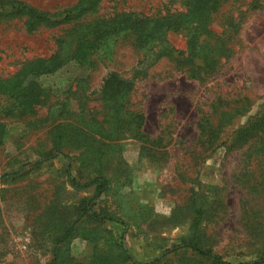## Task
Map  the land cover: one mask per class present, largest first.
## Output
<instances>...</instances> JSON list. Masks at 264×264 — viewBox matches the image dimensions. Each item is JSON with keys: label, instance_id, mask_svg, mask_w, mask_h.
Segmentation results:
<instances>
[{"label": "rangeland", "instance_id": "rangeland-1", "mask_svg": "<svg viewBox=\"0 0 264 264\" xmlns=\"http://www.w3.org/2000/svg\"><path fill=\"white\" fill-rule=\"evenodd\" d=\"M178 2L0 0V177L10 173L0 179V264H132L125 229L141 262L214 264L167 253L188 241L232 264L264 255V150L236 135L264 104V0L223 2L209 40L231 50H192L184 67L169 53L193 47L194 12L189 35L169 32L170 47L142 43L143 15ZM19 3L49 23L31 27L12 14ZM95 38L79 55V41ZM113 74L131 83L116 97L104 93ZM68 167L81 184L109 180L92 206L126 227L89 215L97 185H75Z\"/></svg>", "mask_w": 264, "mask_h": 264}, {"label": "trees", "instance_id": "trees-1", "mask_svg": "<svg viewBox=\"0 0 264 264\" xmlns=\"http://www.w3.org/2000/svg\"><path fill=\"white\" fill-rule=\"evenodd\" d=\"M94 1L96 0H92L93 3ZM227 1L229 0H180V2H178L180 8L175 9L173 12L167 13V15L163 17L143 15V20L145 21L144 26L146 30L144 33L145 38L142 40V43L158 42L165 48L170 47V42L168 40L169 32H179L182 29L186 31V34L189 35L187 20L185 23H183V19L186 15L194 12V16L197 20L196 22L198 23L199 28L198 34L195 36L194 41L192 42L193 47L191 49L188 48L187 51H178L177 55H175L177 51L172 47L170 49L171 53H169V57L174 60L179 66L184 67L186 65L184 64V62L187 60H189L190 63H194L195 57H193L192 59L189 58V56L192 54V50L195 52H197L198 49H202L203 51H220V49H223L221 51L224 52L230 51L231 47L229 46L224 48H220V46H212V40H209V37L212 36V30L208 28L211 24L210 21L213 20L215 14L220 11L223 2ZM256 4H258V0H252L251 5L254 6ZM84 7L81 9L78 7L72 9V11L68 12L63 20H56L55 24L70 22V20L74 19L77 16L78 12L85 11L87 8H89L87 5H85ZM14 9L15 10L12 14L25 15L28 18V23L30 22L31 27L35 26L38 23H49L51 19V17H49L47 13L39 11L34 7L23 5L21 3H19L18 7H15ZM52 18H54V16H52ZM203 37L204 40L201 43ZM95 39L96 40L87 39L82 42L79 41L78 54L84 56L90 51L96 50L101 43L98 42L97 38ZM181 57L182 59L180 60L179 58ZM191 67L192 66H190V68ZM130 88L131 83L129 81L123 79L120 80L117 75L113 74L110 75L105 82L104 93H108L112 97H116L120 92H125ZM252 105V102L246 99L243 106L237 109V112L239 113V115H245L250 111ZM249 121L251 122L236 131L238 143L243 142L244 144H248L252 143L254 140H257L254 143V148L257 150H264V104L259 105L257 114L255 116H252L251 120ZM54 156L55 155H50L42 158L41 160L37 161L36 164H40L49 158H53ZM67 173L70 180L77 186L90 187L92 185H97V192L94 198L90 202H88L85 207L86 211L91 217L102 221H114L120 223L125 227L127 226V223L124 220L109 217L102 213H99L92 206L94 200L101 197L102 194L109 189V180L105 176H101L85 184H81L74 178L69 167ZM9 175L10 173H6L2 175L0 179ZM123 233L124 234L122 235L121 243L122 253L132 264H156L158 262V259L149 262H141L136 260L123 241L125 238L126 229ZM182 249L192 251L202 258H207L214 264H232L224 260L221 256L217 255L212 250L206 249L199 244L191 241L183 242L182 244L168 250L167 253H174ZM239 264H264V255L254 260Z\"/></svg>", "mask_w": 264, "mask_h": 264}]
</instances>
